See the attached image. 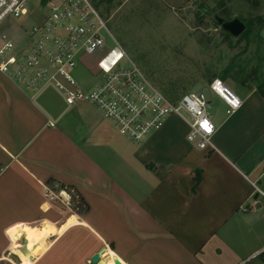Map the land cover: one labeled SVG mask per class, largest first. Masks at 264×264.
Listing matches in <instances>:
<instances>
[{
	"label": "crops",
	"instance_id": "1",
	"mask_svg": "<svg viewBox=\"0 0 264 264\" xmlns=\"http://www.w3.org/2000/svg\"><path fill=\"white\" fill-rule=\"evenodd\" d=\"M239 96L209 111L214 148L177 116L136 144L93 106L0 74V264H264V94Z\"/></svg>",
	"mask_w": 264,
	"mask_h": 264
},
{
	"label": "built area",
	"instance_id": "2",
	"mask_svg": "<svg viewBox=\"0 0 264 264\" xmlns=\"http://www.w3.org/2000/svg\"><path fill=\"white\" fill-rule=\"evenodd\" d=\"M0 74L30 99L51 86L68 105L93 106L135 142L177 116L189 127L190 143L214 148L210 98L218 97L227 114L242 106L240 96L220 78L207 83L206 91L176 100L164 94L130 58L93 0H0ZM64 194L46 191L50 201L69 204Z\"/></svg>",
	"mask_w": 264,
	"mask_h": 264
},
{
	"label": "rangeland",
	"instance_id": "3",
	"mask_svg": "<svg viewBox=\"0 0 264 264\" xmlns=\"http://www.w3.org/2000/svg\"><path fill=\"white\" fill-rule=\"evenodd\" d=\"M93 3L130 58L174 100L192 91H206L207 83L214 78L222 79L238 95L264 83V0ZM214 14L240 18L246 24L245 34L239 38L222 35ZM217 100L213 96L210 112H219ZM181 130L180 125L178 132Z\"/></svg>",
	"mask_w": 264,
	"mask_h": 264
},
{
	"label": "water",
	"instance_id": "4",
	"mask_svg": "<svg viewBox=\"0 0 264 264\" xmlns=\"http://www.w3.org/2000/svg\"><path fill=\"white\" fill-rule=\"evenodd\" d=\"M216 22L221 27V34L226 33L232 35L235 38H239L246 30V24L238 17L233 19H226L222 16L214 14ZM100 260V253H96L92 256L91 261L98 264ZM116 264H122L118 259L115 260Z\"/></svg>",
	"mask_w": 264,
	"mask_h": 264
},
{
	"label": "trees",
	"instance_id": "5",
	"mask_svg": "<svg viewBox=\"0 0 264 264\" xmlns=\"http://www.w3.org/2000/svg\"><path fill=\"white\" fill-rule=\"evenodd\" d=\"M245 32H246V30H245ZM245 32H244L242 35H244ZM242 35H241V36H242ZM241 36H240V37H241ZM257 89H258L262 94H264V83H261V84L257 87Z\"/></svg>",
	"mask_w": 264,
	"mask_h": 264
},
{
	"label": "bare ground",
	"instance_id": "6",
	"mask_svg": "<svg viewBox=\"0 0 264 264\" xmlns=\"http://www.w3.org/2000/svg\"><path fill=\"white\" fill-rule=\"evenodd\" d=\"M24 252V251H23ZM103 253V251L100 253V255ZM118 259L117 257L115 258V260ZM100 260H101V257H100ZM99 260V263L98 264H103V261H100ZM119 260V259H118Z\"/></svg>",
	"mask_w": 264,
	"mask_h": 264
}]
</instances>
